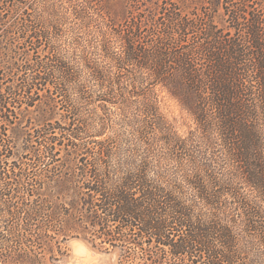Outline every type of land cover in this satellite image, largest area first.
<instances>
[{"label":"trees","instance_id":"16d2710c","mask_svg":"<svg viewBox=\"0 0 264 264\" xmlns=\"http://www.w3.org/2000/svg\"><path fill=\"white\" fill-rule=\"evenodd\" d=\"M191 2L0 0V264H264V0Z\"/></svg>","mask_w":264,"mask_h":264},{"label":"rangeland","instance_id":"374dc122","mask_svg":"<svg viewBox=\"0 0 264 264\" xmlns=\"http://www.w3.org/2000/svg\"><path fill=\"white\" fill-rule=\"evenodd\" d=\"M60 15L63 17V22L67 25L63 26L61 36L58 37L57 45L61 46L62 49H68L72 39V32L75 30L77 21L72 16V6H70L69 0H56ZM82 1V0H81ZM116 10L127 9L128 15L141 16L144 20H150L154 14H158L161 8L170 7L168 4H176L183 8L180 4L186 0H108ZM191 3H197L198 0H191ZM73 4H77L78 0H73ZM159 6V7H158ZM159 15L157 17H161ZM73 30V31H74ZM74 31V32H75ZM167 104L175 112L174 115L178 114L177 107L173 101L167 100ZM39 116L38 112L31 111L30 118L33 122ZM118 117V116H115ZM57 120H60V115L57 114ZM183 130V129H182ZM34 133V130L31 131ZM58 191V188H56ZM54 190V189H53ZM55 195V194H54ZM58 203V198L55 199ZM51 247L47 248V242L45 243L46 251L43 254V264H120L116 253H107L98 248H94L91 244L83 239L76 237H69L67 240L62 241V238L56 240H50Z\"/></svg>","mask_w":264,"mask_h":264}]
</instances>
